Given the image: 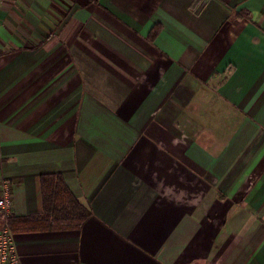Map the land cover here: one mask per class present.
I'll return each mask as SVG.
<instances>
[{"label":"crops","instance_id":"crops-1","mask_svg":"<svg viewBox=\"0 0 264 264\" xmlns=\"http://www.w3.org/2000/svg\"><path fill=\"white\" fill-rule=\"evenodd\" d=\"M44 174L91 216L23 264H264V0H0L15 218Z\"/></svg>","mask_w":264,"mask_h":264},{"label":"trees","instance_id":"trees-1","mask_svg":"<svg viewBox=\"0 0 264 264\" xmlns=\"http://www.w3.org/2000/svg\"><path fill=\"white\" fill-rule=\"evenodd\" d=\"M41 190L44 210L37 215L20 218L13 216L10 226L24 223L34 227L43 224L54 229H79L91 216V209L82 204L70 191L61 175L44 174L41 177Z\"/></svg>","mask_w":264,"mask_h":264},{"label":"built area","instance_id":"built-area-1","mask_svg":"<svg viewBox=\"0 0 264 264\" xmlns=\"http://www.w3.org/2000/svg\"><path fill=\"white\" fill-rule=\"evenodd\" d=\"M0 264H23L18 253L14 231L9 220L14 216L12 184L8 180L0 183Z\"/></svg>","mask_w":264,"mask_h":264}]
</instances>
